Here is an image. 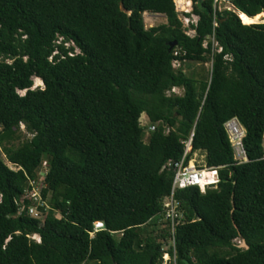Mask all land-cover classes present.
I'll return each instance as SVG.
<instances>
[{"label": "trees", "instance_id": "16d2710c", "mask_svg": "<svg viewBox=\"0 0 264 264\" xmlns=\"http://www.w3.org/2000/svg\"><path fill=\"white\" fill-rule=\"evenodd\" d=\"M227 1L234 9L192 0L189 36L172 0H0V150L16 167L0 157V264H161L173 180L161 169L192 131L186 159L204 152L220 180L174 193L177 264H264V22L238 15L264 13V0ZM144 12L167 22L145 28ZM174 60L211 66L197 78ZM173 87L183 93L167 95ZM142 113L155 126L146 142ZM234 117L246 131L242 163L223 127ZM20 124L30 137L14 146ZM43 162L50 208L39 219L22 198ZM97 221L105 228L91 236Z\"/></svg>", "mask_w": 264, "mask_h": 264}, {"label": "built area", "instance_id": "2783aa9c", "mask_svg": "<svg viewBox=\"0 0 264 264\" xmlns=\"http://www.w3.org/2000/svg\"><path fill=\"white\" fill-rule=\"evenodd\" d=\"M174 3L175 11L177 13L178 19L182 23L183 31L189 35L193 36L195 31L192 29V25H196L198 16L192 13V0H172ZM220 4H224L223 9L232 10V5L227 0H213L214 9L221 10ZM216 24V23H214ZM188 31H192L193 34L190 35ZM212 42H214V36L209 37ZM203 46H206V42L203 43ZM220 50V49H219ZM176 54V53H175ZM179 62L177 60L173 61ZM178 87H173L171 90L167 91V95L177 94ZM224 130L227 134L228 140L233 149L234 159L237 163H242L247 161L246 153L243 147V138L245 136V128L238 121L237 118H231L227 120L224 125ZM155 129L154 125H148L147 131H153ZM169 128H166L165 132H169ZM193 131L190 133L189 137L186 140L181 141L184 145V152L182 157L179 160H168L163 166L161 170L167 169L173 172V180L171 185V191L168 196H166L162 201V213L161 217L164 221L169 223L171 237L169 238V246L165 249L163 253V257H166L161 264H177L176 256H175V244H174V231L175 227L180 224L183 220V212L179 208L180 203L175 199L174 193L179 189H184L186 187H197L201 193H205L207 189L216 188L217 184L220 180L219 177V167H197L193 164L191 166L189 164V160L186 159L187 154L189 153L192 145ZM263 158H264V131H263ZM47 171L46 163L43 162L42 169L38 173L41 175V182L31 180L30 181V189L25 191V194L22 200L29 199L31 200V204L27 206V212L33 218H44V213L41 208H44L43 200L41 197V188L42 181ZM1 200V196H0ZM25 209V206H20L18 210V214ZM45 210V208H44ZM104 223L102 221L94 222L93 231L91 232V236L94 235L98 230L104 229ZM38 236V235H37ZM39 237V236H38ZM39 241V238L36 239ZM172 246V255L168 252V248Z\"/></svg>", "mask_w": 264, "mask_h": 264}, {"label": "rangeland", "instance_id": "374dc122", "mask_svg": "<svg viewBox=\"0 0 264 264\" xmlns=\"http://www.w3.org/2000/svg\"><path fill=\"white\" fill-rule=\"evenodd\" d=\"M224 7V4H220V9H223ZM234 9V8H233ZM236 12V11H235ZM143 21H144V26L145 28H151L153 26H158L160 24H164L166 23V17L162 14H156V13H151V12H144L143 13ZM260 22H263V20H260ZM188 33L190 35L193 34L192 31H188ZM68 45H72L71 43L68 44ZM76 52H78V50H76ZM181 64V66H180ZM174 68H179V66L183 69V71L185 72L186 75L188 76H195L197 78H200V77H207L208 73H209V70H210V66H211V63L208 62V63H202V62H191V61H186V62H183V63H180V62H175L173 64ZM36 87H39V88H43V84L41 82V80L39 78H33V86L32 88H36ZM179 94L181 95L183 93V90L181 88H179L178 90ZM20 94H24V91H19ZM139 122L141 124V126L144 127L145 129V134H144V137H143V140L146 142L147 141V138H148V131H147V126L149 125L148 124V118L146 116V114L142 113L140 118H139ZM146 127V128H145ZM20 132H21V138L19 141H15L13 142V145L14 146H17L21 141H23V139L25 138H29L30 137V134H28L25 130V127L23 124H20V128H19ZM0 157L1 159L9 166L11 167L12 169H16V167L10 163L7 162V160L5 159L4 155L2 154L1 150H0ZM189 164L191 166L196 165L197 167H205V153L204 152H200V151H197V152H194L189 160ZM39 182H41L42 180V177L41 175H39V178H38ZM49 195L46 199H44L42 202L44 204V208H45V211L48 210V208H50V204H49ZM57 216H59L57 214ZM159 216L155 217L153 219L152 222H150L147 226V229L149 231L152 230L153 232V235L156 233L157 230H162V228L164 227L163 226V223H156L159 221ZM153 224H156V226ZM120 233L119 234H114V238L115 239H119L120 238ZM31 238L33 239H38L39 237L36 235V234H33L31 236ZM235 242L240 245L242 240L240 239H236ZM169 246V241H167L166 243H163V249L165 250L167 247ZM164 259L166 257H163ZM163 259V260H164ZM88 264H91V263H88Z\"/></svg>", "mask_w": 264, "mask_h": 264}, {"label": "bare ground", "instance_id": "6f19581e", "mask_svg": "<svg viewBox=\"0 0 264 264\" xmlns=\"http://www.w3.org/2000/svg\"><path fill=\"white\" fill-rule=\"evenodd\" d=\"M238 15L242 21V23L244 24H251V23H256L259 22L260 20H263L264 22V13H259L257 15H254L253 17H248L246 14L244 13H240L238 12Z\"/></svg>", "mask_w": 264, "mask_h": 264}, {"label": "water", "instance_id": "95a60500", "mask_svg": "<svg viewBox=\"0 0 264 264\" xmlns=\"http://www.w3.org/2000/svg\"><path fill=\"white\" fill-rule=\"evenodd\" d=\"M259 23V22H256ZM252 24V23H251ZM176 45V41L170 42L169 43V49L173 48ZM239 248H245L248 249V245L246 244L245 240L243 239L240 245H237ZM185 264H188L187 261H184Z\"/></svg>", "mask_w": 264, "mask_h": 264}]
</instances>
